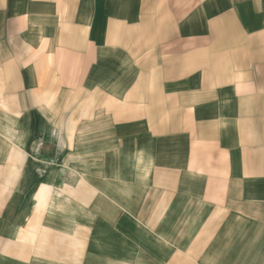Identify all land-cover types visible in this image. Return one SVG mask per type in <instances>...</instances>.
I'll use <instances>...</instances> for the list:
<instances>
[{
  "label": "crops",
  "instance_id": "1",
  "mask_svg": "<svg viewBox=\"0 0 264 264\" xmlns=\"http://www.w3.org/2000/svg\"><path fill=\"white\" fill-rule=\"evenodd\" d=\"M96 197L163 223L133 263L264 264V0H0V264Z\"/></svg>",
  "mask_w": 264,
  "mask_h": 264
},
{
  "label": "rangeland",
  "instance_id": "2",
  "mask_svg": "<svg viewBox=\"0 0 264 264\" xmlns=\"http://www.w3.org/2000/svg\"><path fill=\"white\" fill-rule=\"evenodd\" d=\"M111 187V186H110ZM115 195L117 191L115 189H108L107 193ZM141 189V195H143ZM111 196V194H109ZM111 200H109L110 202ZM132 200H128L131 202ZM143 201L140 198V202ZM112 202H116L112 200ZM93 213H104L108 217V221H91L90 229L84 231L83 226L87 222H76V245L75 248L83 250L75 254L76 264H137L133 263V251L137 253L138 248H142L155 243L156 247H162V242L158 236H162V222L151 223V226L147 221H127L125 218L128 215H124L122 212L123 207L114 204L106 205L104 200H100L97 197L93 198L92 203ZM135 213L136 209H139L141 213H146L147 205L140 207H130ZM76 217H83V210H79L76 206ZM103 215V217H105ZM97 215H92V218H96ZM163 217V215H162ZM163 220V219H162ZM160 220V221H162ZM159 227V230L154 228ZM150 233V234H149ZM78 241H81L80 244ZM6 244L0 242V245ZM134 246V247H133ZM140 246V247H139ZM145 247V248H146ZM160 249V250H158ZM155 253V264H162L163 262V248H158Z\"/></svg>",
  "mask_w": 264,
  "mask_h": 264
}]
</instances>
